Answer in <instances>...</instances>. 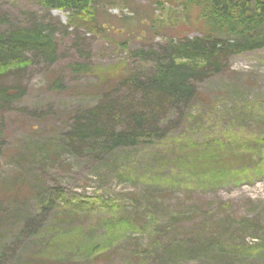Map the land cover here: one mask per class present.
<instances>
[{
	"label": "rangeland",
	"instance_id": "374dc122",
	"mask_svg": "<svg viewBox=\"0 0 264 264\" xmlns=\"http://www.w3.org/2000/svg\"><path fill=\"white\" fill-rule=\"evenodd\" d=\"M197 1L93 0L91 31L41 0H0V30L58 27L53 64L0 78L25 88L0 112V264H264V47L195 82L157 138L106 157L56 147L77 113L134 106L121 81L152 62L133 51L199 35Z\"/></svg>",
	"mask_w": 264,
	"mask_h": 264
},
{
	"label": "trees",
	"instance_id": "16d2710c",
	"mask_svg": "<svg viewBox=\"0 0 264 264\" xmlns=\"http://www.w3.org/2000/svg\"><path fill=\"white\" fill-rule=\"evenodd\" d=\"M41 1L48 8L68 11L70 21L82 28L93 31L97 27L93 0ZM204 1L198 12L199 35L170 38L158 48L133 51L141 61L152 62L150 72L129 73L121 81L138 96L130 100L134 106L107 99L77 113L57 138L56 147L75 156L106 157L157 138L161 116L196 97L195 82L222 72L229 57L264 47V0ZM57 31L51 21L0 30V78L37 63L53 64ZM72 72L88 73L84 64H75ZM51 87L60 88L59 81ZM24 94L22 86L0 82V112Z\"/></svg>",
	"mask_w": 264,
	"mask_h": 264
}]
</instances>
